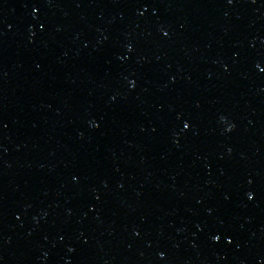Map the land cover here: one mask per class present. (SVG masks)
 <instances>
[{
  "label": "water",
  "instance_id": "95a60500",
  "mask_svg": "<svg viewBox=\"0 0 264 264\" xmlns=\"http://www.w3.org/2000/svg\"><path fill=\"white\" fill-rule=\"evenodd\" d=\"M194 264H264V232L235 243Z\"/></svg>",
  "mask_w": 264,
  "mask_h": 264
}]
</instances>
